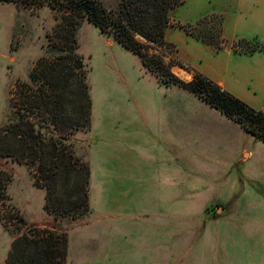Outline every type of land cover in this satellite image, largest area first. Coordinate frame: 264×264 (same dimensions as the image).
<instances>
[{
    "label": "rangeland",
    "instance_id": "rangeland-1",
    "mask_svg": "<svg viewBox=\"0 0 264 264\" xmlns=\"http://www.w3.org/2000/svg\"><path fill=\"white\" fill-rule=\"evenodd\" d=\"M118 1L104 3L113 8ZM206 22L201 29L211 39L219 16ZM58 24L47 7L0 2V130L28 113L24 97L52 93L31 73ZM77 41L90 122L53 135L90 168L88 212L80 218L47 213L36 170L0 158L10 198L0 201V264L16 238L39 231L55 235L66 264H264V142L188 90L162 84L88 20ZM168 52L148 51L166 65L177 63Z\"/></svg>",
    "mask_w": 264,
    "mask_h": 264
},
{
    "label": "trees",
    "instance_id": "trees-1",
    "mask_svg": "<svg viewBox=\"0 0 264 264\" xmlns=\"http://www.w3.org/2000/svg\"><path fill=\"white\" fill-rule=\"evenodd\" d=\"M185 1L119 0L115 7L109 8L104 0H0L47 7L57 14L59 20L51 46L31 73L33 81H42L52 93L24 97L22 105L29 109L28 113L21 115L16 124L0 130V158H14L18 163L36 170L38 182L47 190V213L80 218L88 212L90 168L74 158L66 147L60 148L62 145L53 135L54 132L70 134L73 130L86 128L90 122L91 102L86 68L78 54L77 41V32L84 20H88L102 35L113 38L138 56L143 66L157 75L162 84L188 90L225 118L240 125L245 132L264 142V111L252 109L200 73H196L190 82L182 81L171 72V68L181 62L177 61V64L173 61L166 65L160 58L148 53L154 48L172 51L173 47L166 40L170 12ZM208 18L200 21L195 29L196 36L221 48L224 42L221 35L223 19L219 17L218 32L210 39L206 37L207 32L201 29L204 25L206 28ZM138 36L145 42L140 41ZM248 45L240 42L235 45V50L241 53L258 50L256 45L251 50L244 49ZM72 62L75 63L73 69L69 67ZM47 133L52 135L49 142ZM58 140L68 139L60 136ZM0 201L10 202L7 181L1 179ZM45 233L47 235H42L39 231L37 236L16 238L5 264H66L65 249L60 247L54 234Z\"/></svg>",
    "mask_w": 264,
    "mask_h": 264
},
{
    "label": "crops",
    "instance_id": "crops-1",
    "mask_svg": "<svg viewBox=\"0 0 264 264\" xmlns=\"http://www.w3.org/2000/svg\"><path fill=\"white\" fill-rule=\"evenodd\" d=\"M213 16L223 19L221 48L195 33L201 20ZM166 40L174 50L169 56L185 65L172 68L177 76L190 82L194 72L200 73L252 109L264 111V0H186L171 10ZM240 42L258 50L236 51Z\"/></svg>",
    "mask_w": 264,
    "mask_h": 264
}]
</instances>
